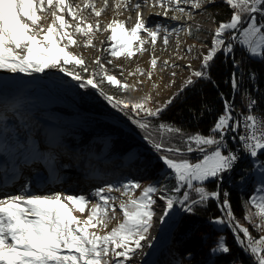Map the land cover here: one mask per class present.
I'll use <instances>...</instances> for the list:
<instances>
[{
    "label": "snow or ice",
    "instance_id": "snow-or-ice-1",
    "mask_svg": "<svg viewBox=\"0 0 264 264\" xmlns=\"http://www.w3.org/2000/svg\"><path fill=\"white\" fill-rule=\"evenodd\" d=\"M158 2L161 6H165L166 2L167 7H173L189 18L191 13H186L181 4L201 7L199 0ZM225 3L233 10L232 15L227 22L219 23L215 29L210 47L203 56L202 70L195 71V77L206 78L205 70L217 54H231L237 44L244 46L253 55H264V0H225ZM78 7L68 0H0V70L31 74L59 67L60 71L80 81L81 87H97L93 77L84 81L79 72L74 71L75 67H82L84 71L87 68L84 67L82 58L68 50L70 46L77 44L75 33L87 36L93 31V25L88 24L86 30L79 23L75 25L74 32L68 31L72 25L64 13L73 20L82 21L83 18L77 16ZM86 7L92 8L97 17L101 15V11L96 10L94 5L88 4ZM135 7L139 9L141 5L136 4ZM45 13L52 18L47 26L42 23L46 19L42 15ZM99 27L97 23L95 28L99 30ZM106 30H110L109 39L114 42L108 49L110 54L119 57L123 51L131 57L133 41H139L141 46L145 43L141 39V32L147 33L155 44L159 27L149 28L138 12L137 23L130 30L125 27L124 22L116 20ZM168 42L166 35L164 44L167 45ZM87 43L91 45V39ZM97 63L103 72V65L99 60ZM151 63L156 65L157 61L153 59ZM234 63L238 64L236 61ZM69 65L73 67L69 68ZM101 79L104 77L101 76ZM106 79L110 84H119L111 75H107ZM192 82L189 79L188 83ZM231 85L233 88L239 87L235 75L231 79ZM121 103L123 102L117 101L113 106L120 107ZM253 105L254 102L248 107ZM123 107L128 108L129 104L124 103ZM131 107L137 115L141 111L144 113V117L134 123L146 131L152 128L147 117H158L165 110L145 108L139 102ZM244 127V134L238 140L244 151L251 157H257L259 152L264 151V117L258 121L256 116L247 114L244 116ZM238 130L239 124L233 120L230 103H225L223 114L218 116L207 135L199 132L188 134L167 123L155 125L154 132L149 131L145 139L161 153L159 159L170 172V177L166 178L174 180V184L171 188L150 184L142 189L138 197L132 194L134 190L141 188L138 182L129 181L115 188V191H121L127 196L126 200L119 203L123 219L103 235L90 229L98 226L107 228L111 219L115 218V197L109 195L114 190L112 187L96 190L94 195L98 202L91 205L86 219L73 215L77 211L84 213L89 205V199L83 195L62 196L56 193L46 196L15 195L0 199V264H135L133 258L143 248L142 242L148 239L154 217L157 216L158 201L163 202V210L159 214V219L163 221L171 215L177 204L191 213L195 206L206 205L210 199L222 201L221 209L227 223L232 226L236 242L255 257L256 264H264V235L255 239L248 227L237 222L228 194L224 193L222 198L218 190H209L205 186L211 180L220 181L223 174L231 171L240 159V155L234 150H228L226 144L228 132L235 133ZM260 191L264 193V188ZM251 203L257 208L256 215L260 217V223L256 227L264 231V195L259 199L253 198ZM225 218L217 217L214 222L224 224ZM212 251L228 254L231 249L225 238L219 237Z\"/></svg>",
    "mask_w": 264,
    "mask_h": 264
},
{
    "label": "rangeland",
    "instance_id": "rangeland-1",
    "mask_svg": "<svg viewBox=\"0 0 264 264\" xmlns=\"http://www.w3.org/2000/svg\"><path fill=\"white\" fill-rule=\"evenodd\" d=\"M86 1L82 0L81 11L78 8L76 9L77 16L82 17V21L73 20L67 13H64V15L69 24L72 25V28H69L68 31L74 32V27L78 23L86 30L88 24L93 25V31L87 36L75 33L74 38L77 44L70 46L68 50L78 58H82L84 67L87 68V71H84L82 67H75L74 71L79 72L84 81H87L89 77H93L97 87H81L80 81L60 71L59 67L48 68L41 73H21L23 76L42 84L40 86L35 85V89H29L30 93L33 94L35 92L33 96L36 98L21 104H9L8 106H3L5 111L3 109L0 110V115L3 116L0 117L1 163L9 164L14 162L15 168L18 169L19 166L22 169L31 159L32 154L33 157L40 161L42 154L48 157L51 153L58 151L63 156L64 161H66L65 169L59 174V181L54 188H49L45 191L32 189V183L35 181L31 182L30 178L28 180V174L25 173L19 185L14 188L3 189L4 192L0 193V197L19 195L22 191L25 193L27 191V195L43 193L44 195L41 196L56 193L62 194V196L83 195L89 199L90 203L84 213L77 211L73 215L80 219H86L91 205L98 202V198L94 195L96 190L112 187L114 190L109 195L115 197V218L111 219L107 228L98 226L96 229H90V231H96L98 234L103 235L111 231L123 219L119 210V203L122 200H126L127 196H124L121 191H115V188H119L126 183L124 179L127 175H132L133 181L141 185L140 189H136L132 193L137 197L142 189L150 184H155L158 187L166 185L171 188L174 180L166 178V176L170 177V172L161 160L162 167L159 172L150 174L151 177L155 174V178L142 177V174L147 173L144 166L145 168L148 167L139 156L144 150H149L143 146L150 148L151 154L157 157H160L161 153L153 148L149 140L132 129L133 133L131 135L140 144L130 146L126 151H121V143H119L117 135L110 129L96 125L95 121L90 119L95 112L82 110L79 107L80 99L88 97L93 98L95 103H103V108L111 110L113 118H117L121 124L124 122L129 124L131 122L132 125H135V120H140L144 117L142 111L137 115L131 107L137 102L152 110L157 108L165 109L170 104L168 102H172L182 89L189 84V79L193 80L196 78L193 73L202 70L203 56L206 55L215 29L219 26V23L212 17L210 7L217 1L223 2L224 7L227 6L230 9L231 7L225 3V0H214V2L199 0L201 3L200 8L192 7L191 4H181L180 6L185 8L186 13H191V18H189L186 14L175 11L173 7H167L166 2L165 6H161L158 0H144L145 10L140 12L132 9L129 21L127 16L118 15V12H122L125 9L123 3L118 5L120 0H91V4L94 5L95 9L101 11L99 17L95 15L92 8L86 7ZM99 1L105 2L106 7L99 5ZM149 1L154 2L155 6L147 7L146 4ZM166 7L167 15H165ZM157 9L158 15H153ZM138 12L141 13L142 19L149 28L157 29L159 27L156 43L153 44L151 42V38L147 33L141 32V39L145 43L141 46L139 41L134 40L131 48L133 55L131 57L127 56V53L122 50L121 56L113 57L108 51L110 45L114 43L109 39L111 32L106 30L108 25L113 20L122 21L125 25L128 24L127 29L130 30L137 23ZM42 15L46 17L42 23L47 26L48 23H51L52 18L46 13ZM85 15L87 16L86 20H84ZM104 17L106 18L105 21L103 20L105 19ZM173 17L177 18L173 19ZM97 23L100 26L99 30L95 28ZM166 35L169 40L167 45L164 44ZM89 39L92 41L91 45L87 43ZM248 54L256 59L262 56L253 55L250 52ZM153 59L157 61L156 65H152L151 61ZM98 60L103 65V72L97 63ZM109 61L111 62L109 63ZM68 67L72 68L73 66L69 65ZM107 75L115 77L119 84H110L106 79ZM101 76L104 77L103 80ZM15 89H17V94H19L18 87H13V89L9 90V94L13 95ZM55 91L58 94L54 93ZM58 97L65 101L60 100ZM108 97L111 99H108ZM24 100L27 99L24 98ZM117 101L123 102L120 107L113 106ZM124 103L129 104V107L124 108ZM236 114V117L233 116L234 121L240 118V112H236ZM152 118L156 117H147L151 122L152 128L145 130L146 136L149 131L154 132L155 124L152 123ZM238 120L237 123L239 124ZM105 122L108 123V121ZM128 128L130 129V127ZM123 131L130 133L127 130ZM121 138L125 142V139ZM153 138L155 139L156 137L154 136ZM133 143H136V141H133ZM261 152L258 153L257 157H251L243 161V165L248 162L253 164V174L251 168L244 169L243 166L236 172L240 175L237 183L239 186L241 185L239 189L246 192L250 191L251 194L248 198L243 199V208L246 225L255 239L264 235V231L256 227L260 223V217L256 215L257 208L251 203L253 198L259 199L261 195H264L260 191L261 188H264V167H262L264 162L259 159ZM81 157H83V161L79 160ZM48 163V161L45 162V164ZM148 166L152 168V165ZM38 167L42 168L40 164ZM153 168L155 169L156 167ZM92 171H98L99 173L95 175L96 173L93 174ZM225 175L230 176V171L223 174V176ZM231 176L233 179V174ZM118 182L123 183L117 186ZM217 182L219 185L230 183L225 178ZM193 196L198 199L195 194ZM185 212L187 211L184 210V207L177 204L171 215L160 222L159 234L156 240L145 251L137 264L153 263L155 256L163 244L166 243L168 235L173 228V222ZM222 213L225 218L223 210ZM109 215H111V212H109ZM246 217H251V219H246ZM225 223L232 229L226 218ZM240 246L243 248L242 245ZM139 251H137L136 255ZM253 261L256 262L255 257H253ZM129 264H132V262H129Z\"/></svg>",
    "mask_w": 264,
    "mask_h": 264
},
{
    "label": "trees",
    "instance_id": "trees-1",
    "mask_svg": "<svg viewBox=\"0 0 264 264\" xmlns=\"http://www.w3.org/2000/svg\"><path fill=\"white\" fill-rule=\"evenodd\" d=\"M222 4L223 2L217 1L210 7L212 17L218 23L229 20L233 11ZM257 15L259 16V14ZM246 23L247 21L245 25ZM206 73V78L196 77L191 84L186 85L178 96L166 106L160 116L152 118V123L155 125L167 123L181 128L188 134L199 132L207 135L218 116L223 114L225 103H230L236 110H241L243 97H249L251 103L254 102L251 107L252 115L259 120L264 117V55L257 59L252 58L242 45L237 44L231 54L218 53L210 62ZM234 75L239 82L238 88H233L231 85V79ZM79 107L85 111H93L97 115L113 117L111 110L103 108V103H95L93 98L80 99ZM90 119L95 121L96 125L110 129L117 135L119 143H121V151H126L130 146L140 144L131 133H126L118 126L109 124V122L106 123L98 117H91ZM126 125L140 136L146 137L145 130L138 125H132L131 122ZM121 137L125 139L126 143ZM226 144L230 148L234 147L231 140L226 141ZM143 147L150 150L146 146ZM149 150H144L139 158L148 167L145 168L144 166L147 173L142 174V177L152 179L156 176L153 174L151 177L150 174L152 172L157 174L162 164L159 157L151 154ZM259 159L264 162V151L259 154ZM243 163L241 162V166L244 169L251 168L253 174V164L248 162L243 165ZM148 165H152V168H149ZM94 173L98 174L99 172L94 171ZM239 178L240 175L234 173L230 183L219 185L214 180L206 182L205 186L209 190H218L222 198L223 194L227 193L237 222L248 227L244 217L243 199L248 198L251 194L250 191L246 192L239 189L241 186L237 184ZM124 181L126 183L133 181V176L127 175ZM122 183L118 182L116 185ZM221 202V200L210 199L206 205L195 206L193 212L182 213L173 222L172 231L152 264H256L253 257L249 256L236 242L226 223L214 222L217 217L224 218L220 207ZM219 237L225 238L227 246L231 249L230 253L221 254L212 251L216 247V241Z\"/></svg>",
    "mask_w": 264,
    "mask_h": 264
},
{
    "label": "bare ground",
    "instance_id": "bare-ground-1",
    "mask_svg": "<svg viewBox=\"0 0 264 264\" xmlns=\"http://www.w3.org/2000/svg\"><path fill=\"white\" fill-rule=\"evenodd\" d=\"M68 2L72 3L74 6H79L78 10L81 11V4H82V0H68ZM144 0H120V3H118V5H121V3L124 4V11L122 12H118L119 16H127L128 20L130 21V17H131V11L132 9H136L137 11L142 12L143 10H145V6L143 5ZM146 3V2H145ZM86 4H91V0H87ZM99 5H103L104 7H106V3L103 1H99L98 2ZM136 4H140L141 7L139 9H137L135 7ZM147 7H153L155 6L154 2L149 1L147 4ZM157 12V13H156ZM129 13V14H128ZM153 15H158V9L157 11H155V14ZM105 18V17H104ZM87 19V16L85 15L84 20ZM104 21L106 20L103 19ZM127 25H125V27L127 28ZM113 43V41H111ZM35 85H42L39 82L30 79L29 77L23 76L21 73L17 72V73H11L8 71H1L0 70V110H4L3 106H8L9 104H14V103H25L26 101L30 100V99H34L36 98L35 96H33L35 94V92L30 93L29 89L30 88H34L35 89ZM13 87H18L19 88V94H15L14 96L9 94V90L13 89ZM96 88V87H95ZM53 90V89H52ZM54 91V90H53ZM56 94H58L56 91L54 92ZM53 96V95H52ZM24 98H26L27 100H24ZM60 100H64L61 97H58ZM57 99V98H56ZM57 99V100H59ZM61 102V101H60ZM250 103H251V99H250ZM234 110H236L235 108H233ZM5 111V110H4ZM3 111V112H4ZM237 113L240 112V118L239 119H243V110H236ZM101 119L108 121L110 123L116 124V125H122L124 130L130 131V129L123 123L121 124L117 119L107 116V115H100ZM58 152V151H55ZM251 156L250 155H241L240 159L238 160V162L235 164L234 168L230 171V176H223V178H225L226 181H231L232 180V174L234 176V173L239 171V168H241V162H243L244 160H248L250 159ZM0 162H2V160L0 159ZM59 166V163H57ZM39 165V164H38ZM37 166V163H31L30 166L28 165V167L24 166V171L28 173V177L30 178V180L32 179H36L37 183L35 185H33L32 187H34L35 189H39V191L41 190H48L49 188H54L57 184V178L55 179V182L53 184H49L48 180H44L42 178V176H36V171L34 170V167ZM50 167L53 166L52 163L49 164ZM3 167L0 166V168L3 169V171H1L2 173H5V171H10L12 176H15V165L14 162H10L9 164H3ZM44 171L48 170L49 171V167L46 168V164L44 163ZM234 172V173H233ZM39 174H42V172H39ZM61 174V172L59 173ZM237 174V173H236ZM46 175V174H45ZM94 178V177H93ZM1 181V180H0ZM21 181L15 183V185L11 184L9 185V187H16L17 185H19ZM229 183V182H228ZM49 184V185H48ZM5 187H2L0 184V193L4 192ZM19 195H24V196H29V195H44L43 193H35V194H29L27 195V191L25 192H21ZM10 197L8 196H1L0 199H4ZM158 207L156 208V213L157 216L154 218V222H153V226L151 229L150 234L148 235V239L143 243V248L139 251V253L135 256L134 258V262L135 264H137L140 259L143 257V254L145 253L146 250L149 249L150 245L156 240L158 234H159V227H160V222L161 220L159 219V214L160 212L163 210V202L158 201Z\"/></svg>",
    "mask_w": 264,
    "mask_h": 264
},
{
    "label": "built area",
    "instance_id": "built-area-1",
    "mask_svg": "<svg viewBox=\"0 0 264 264\" xmlns=\"http://www.w3.org/2000/svg\"><path fill=\"white\" fill-rule=\"evenodd\" d=\"M250 104V98L249 97H243L242 99V107L241 110H243V119H236L235 121L237 122V120L239 121V130L236 131L235 133L233 132H228V140L233 141V148H230L229 145H227V148L229 147L230 150H234L236 153H238L240 156L241 155H249L246 151L243 150V146L241 144V142H239L238 137L242 134H244L245 131V127H244V116L247 114H252L251 113V107H248V105ZM258 121H260L257 118Z\"/></svg>",
    "mask_w": 264,
    "mask_h": 264
},
{
    "label": "water",
    "instance_id": "water-1",
    "mask_svg": "<svg viewBox=\"0 0 264 264\" xmlns=\"http://www.w3.org/2000/svg\"><path fill=\"white\" fill-rule=\"evenodd\" d=\"M15 94H17V89H15L14 91H13V95H15ZM232 113H233V116H237V114H236V112L233 110V108H232ZM119 126H121V127H123L122 125H119ZM230 230H231V232H232V234L234 235V233H233V231H232V229L229 227V226H227ZM244 249V248H243ZM245 252H247L246 250H244Z\"/></svg>",
    "mask_w": 264,
    "mask_h": 264
}]
</instances>
